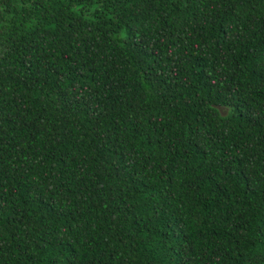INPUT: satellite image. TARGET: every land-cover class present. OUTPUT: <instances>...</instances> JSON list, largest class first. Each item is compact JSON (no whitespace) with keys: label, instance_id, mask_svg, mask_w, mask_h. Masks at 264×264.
Returning a JSON list of instances; mask_svg holds the SVG:
<instances>
[{"label":"trees","instance_id":"16d2710c","mask_svg":"<svg viewBox=\"0 0 264 264\" xmlns=\"http://www.w3.org/2000/svg\"><path fill=\"white\" fill-rule=\"evenodd\" d=\"M0 264H264V0H0Z\"/></svg>","mask_w":264,"mask_h":264}]
</instances>
